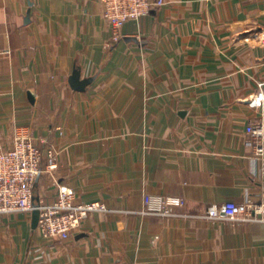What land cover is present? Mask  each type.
<instances>
[{"label": "crops", "instance_id": "0c3cea01", "mask_svg": "<svg viewBox=\"0 0 264 264\" xmlns=\"http://www.w3.org/2000/svg\"><path fill=\"white\" fill-rule=\"evenodd\" d=\"M120 33L100 0H0V148L25 127L58 160L34 196L52 203L63 185L109 209L64 240L39 236L32 211L0 214V264H264V222L207 216L264 201L245 130L259 116L264 0H164ZM74 67L94 77L83 91ZM150 193L181 204L143 213Z\"/></svg>", "mask_w": 264, "mask_h": 264}, {"label": "built area", "instance_id": "2783aa9c", "mask_svg": "<svg viewBox=\"0 0 264 264\" xmlns=\"http://www.w3.org/2000/svg\"><path fill=\"white\" fill-rule=\"evenodd\" d=\"M102 15L113 30V40L120 38V29L126 21H138L164 3V0H100ZM258 97L255 104L260 107L257 119L246 125L248 144L254 150V158L264 160V81L257 82ZM47 162L42 166L43 158ZM57 168L53 149L44 151L34 142L31 131L15 126L13 144L0 148V214L15 211H32L33 189L42 171ZM264 170V167H263ZM181 198L173 195H156L147 200L143 213L170 214ZM36 229L43 238L67 239L79 227L81 221L92 211L105 210L99 202H76L74 192L63 185L58 186L56 199L52 203L38 200ZM210 218L223 217L232 221L264 222V201H253L245 196L242 201L226 200L213 205L207 211Z\"/></svg>", "mask_w": 264, "mask_h": 264}, {"label": "water", "instance_id": "95a60500", "mask_svg": "<svg viewBox=\"0 0 264 264\" xmlns=\"http://www.w3.org/2000/svg\"><path fill=\"white\" fill-rule=\"evenodd\" d=\"M94 77H85L80 78V70L78 67H74L71 75L68 78L69 85L75 90H85L86 86L93 81ZM38 197H32L33 205L35 206L32 209V217H31V226L32 228H36L37 220H38Z\"/></svg>", "mask_w": 264, "mask_h": 264}, {"label": "rangeland", "instance_id": "374dc122", "mask_svg": "<svg viewBox=\"0 0 264 264\" xmlns=\"http://www.w3.org/2000/svg\"><path fill=\"white\" fill-rule=\"evenodd\" d=\"M103 16V15H102ZM104 17V16H103ZM105 19V18H104ZM106 20V19H105ZM106 22L109 24V22L106 20ZM127 22V21H126ZM109 26H110V24H109ZM122 28V27H121ZM110 29H111V31H112V34H111V37H112V39H113V30H112V28H111V26H110ZM119 33H120V31H119ZM120 37H121V33H120ZM260 40H262V39H264V34H259V36H257ZM247 39L249 38V37H246ZM251 38V37H250ZM256 86H257V83H256ZM258 89H257V92H256V95L253 97V101H254V103H255V101H256V98L258 97ZM256 105V104H255ZM257 106V105H256ZM258 108H259V112H260V107L258 106ZM56 153V152H55ZM56 159H57V153H56ZM57 166H58V160H57ZM66 188H68V189H71L73 192H74V190L72 189V188H70V187H67V186H65ZM156 195H163V194H154V193H150V194H147V195H145V197H144V206H145V204L147 203V200H149V199H151L153 196H156ZM174 196V195H173ZM76 198V196H75V192H74V200L76 201V202H99L100 204H103L104 205V207H105V210H102V211H107V210H109L108 209V206L106 205V203H104L102 200H100V199H92V200H88V201H77V199H75ZM176 206H174L173 207V209L171 210V212H170V214H154V213H149V214H151V215H155V216H159V217H169V216H172L173 215V210H174V208H175ZM144 209V208H143ZM98 211H100V210H98ZM94 212H97V211H92V212H90L88 215H90V214H92V213H94ZM10 213V212H9ZM87 215V216H88ZM87 216H85L84 217V219L87 217ZM83 219V220H84ZM82 220V221H83ZM82 221H81V223H82ZM81 223H80V225H81ZM80 225H79V227H80ZM79 227L77 228V229H79ZM76 229V230H77ZM75 230V231H76ZM38 231V230H37ZM74 231V232H75ZM73 232V233H74ZM38 234H39V236H40V233L38 232ZM71 236V235H70Z\"/></svg>", "mask_w": 264, "mask_h": 264}]
</instances>
